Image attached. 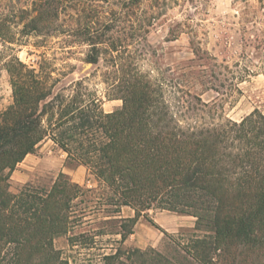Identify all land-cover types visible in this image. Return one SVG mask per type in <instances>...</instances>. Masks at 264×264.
<instances>
[{
	"label": "trees",
	"instance_id": "16d2710c",
	"mask_svg": "<svg viewBox=\"0 0 264 264\" xmlns=\"http://www.w3.org/2000/svg\"><path fill=\"white\" fill-rule=\"evenodd\" d=\"M2 1L0 41L7 49L15 51L13 45L48 29L59 31L64 14L63 33L90 47L87 62L98 64L106 56L114 69L112 90L123 106L105 113L82 81L59 89L53 72L47 78L17 56L4 63L14 102L0 111V264H70L55 248V241L67 236L73 250L92 245L99 251L96 264H264V114L255 110L240 122L200 123L201 113L215 119L210 114L216 105L202 103L183 83L175 85L173 105L165 84L132 66L131 46L165 25L168 11L184 0H33L31 9L11 1L8 12L1 11ZM238 1L245 4L236 16L241 28L220 24L216 45L223 55L237 43L264 51V0ZM202 2L208 6L211 0ZM192 21L175 20L168 35L172 41L190 35L205 81L206 67L224 66L202 48V24ZM231 31L242 34L239 41ZM240 61L230 74L242 81L251 71ZM46 138L87 167L100 188L85 189L61 174L48 191L28 186L10 196L12 174ZM124 207L135 216L122 217ZM152 210L192 216L200 233L175 242L172 258L155 249L122 250L138 220ZM98 214L107 219L103 228L75 234ZM104 236L121 239L102 244ZM107 249L111 252L101 253Z\"/></svg>",
	"mask_w": 264,
	"mask_h": 264
},
{
	"label": "rangeland",
	"instance_id": "374dc122",
	"mask_svg": "<svg viewBox=\"0 0 264 264\" xmlns=\"http://www.w3.org/2000/svg\"><path fill=\"white\" fill-rule=\"evenodd\" d=\"M11 1L16 3L18 9H31L33 0H3L2 12H8ZM256 1L251 0L250 3L257 5ZM244 6L243 2H237V0H211L208 6L202 0H194L193 3L182 1L179 6L168 11V22L165 25H157L151 30L146 40L131 46L132 66H136L143 74L149 75L155 83L165 84L168 91L166 98L172 104L175 85L183 83L184 91L197 95L202 103L209 107L216 105L213 107L215 111L210 114L215 119H211L208 113H201L205 120H200V123L210 124L213 121L218 123L226 119L240 122L255 110L264 114V51L256 49L255 45L245 48L237 43L228 54L223 55L216 45L221 34L220 24L236 23V31L240 30V19L236 16ZM206 12L209 13L208 16ZM187 18L193 19L191 24H202V27L198 29L202 48L218 57L219 64L224 66L214 69L206 67L209 79L205 81L198 75V71L202 69L200 67L202 63L193 52L190 35L182 34L173 41L168 35L169 28L174 25L175 20L184 22ZM58 23L59 31L52 32L48 29L43 34H34L22 45H13L15 51L7 49L0 41V54H2L0 111H5L14 102L10 78L4 66V63L13 56L19 57L30 68L47 78L48 72H53V76L61 80L59 89L73 81H82L87 93L102 101L105 113H112L122 108L123 101L119 99V96L114 95L112 90L113 75L111 73L114 69L106 56L101 55L98 64L88 63L87 55L90 47L86 43H73V38L63 33L64 28L67 27V16L61 14ZM262 27L264 28V25ZM236 31L230 33L239 41L242 34ZM224 57H228L227 62L223 61ZM237 60H241V65L247 66L251 71V75L242 81L233 79L230 74V71L238 70L234 66ZM227 65L229 68L226 69ZM194 105L199 107L198 102ZM44 120V125L48 127V115ZM31 155L30 160H27L25 164L21 163L17 166L7 184L6 192L12 197H17L28 186L39 191H48L61 174L85 189L100 188L97 177L87 167L68 159L67 154L51 139L46 138ZM134 216L135 212L131 208L122 209V217ZM86 220H92V223L76 229V235L103 228V222L107 219L104 215L98 214ZM196 227L197 219L192 216L152 210L138 220L134 234L121 245V249L124 251L155 249L168 258H172L175 257L177 250L176 243L182 240L187 241L191 234L197 232ZM113 238L121 239L120 236H104L99 239L103 241L102 244H111L110 241ZM55 248L61 251V257L68 260L70 264H96L95 256L99 253L92 248V245L87 248L77 247L73 250L68 236L57 239ZM110 252L109 249L101 251V253ZM180 257L182 258V256L178 258L182 260ZM182 263L186 264L185 261Z\"/></svg>",
	"mask_w": 264,
	"mask_h": 264
},
{
	"label": "crops",
	"instance_id": "0c3cea01",
	"mask_svg": "<svg viewBox=\"0 0 264 264\" xmlns=\"http://www.w3.org/2000/svg\"><path fill=\"white\" fill-rule=\"evenodd\" d=\"M32 155H28L25 160L22 162V164H25V162H27V160H30L29 158L31 157Z\"/></svg>",
	"mask_w": 264,
	"mask_h": 264
}]
</instances>
